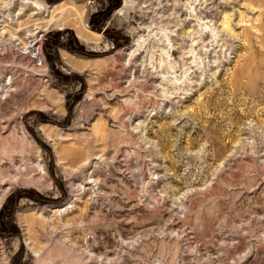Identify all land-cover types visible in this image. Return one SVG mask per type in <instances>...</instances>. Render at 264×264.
Here are the masks:
<instances>
[{"label": "rangeland", "instance_id": "1", "mask_svg": "<svg viewBox=\"0 0 264 264\" xmlns=\"http://www.w3.org/2000/svg\"><path fill=\"white\" fill-rule=\"evenodd\" d=\"M0 264H264V0H0Z\"/></svg>", "mask_w": 264, "mask_h": 264}]
</instances>
